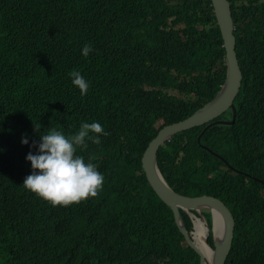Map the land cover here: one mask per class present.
<instances>
[{
  "label": "trees",
  "instance_id": "1",
  "mask_svg": "<svg viewBox=\"0 0 264 264\" xmlns=\"http://www.w3.org/2000/svg\"><path fill=\"white\" fill-rule=\"evenodd\" d=\"M227 1L243 72L235 123L208 129L200 143L206 125L173 135L157 163L174 192L216 196L231 208L226 264H264V0ZM71 70L88 82L86 95ZM225 74L210 0H0V264H201L142 158L159 130L214 99ZM82 122L108 133L76 153L104 175L103 188L53 206L23 187L33 171L26 156L51 128L70 136ZM203 215L214 247L212 211Z\"/></svg>",
  "mask_w": 264,
  "mask_h": 264
},
{
  "label": "water",
  "instance_id": "2",
  "mask_svg": "<svg viewBox=\"0 0 264 264\" xmlns=\"http://www.w3.org/2000/svg\"><path fill=\"white\" fill-rule=\"evenodd\" d=\"M210 1L216 24L221 33L222 45L225 52L226 74L224 82L211 102L197 110L188 119L164 126L158 131V135L149 143L144 152L142 166L152 189L160 200L167 205L171 212H173L178 231L183 235L187 245L198 254L200 257V263L226 264L234 240V226L236 223L231 208L227 203L216 196L203 195L199 197H190L174 192L165 181L164 175L157 163V155L160 146L173 135L206 125L203 132L198 137V142L200 143L203 134L211 127L218 125L231 126L235 123V117L237 115L235 99L242 86L243 72L239 66L235 51V36L233 34L234 23L231 17L230 4L227 0ZM227 111L232 112V120L227 121L218 119ZM204 148L213 152L206 146ZM213 153L222 159H225L216 151ZM225 161L227 162V160ZM254 179L259 180L256 177H254ZM204 209H210L213 214L212 234L214 247H211L207 243V237L211 230L206 217L203 215ZM181 210L189 213L192 218L194 214H192L191 211H197L200 215V217H197V220L204 221L207 224L208 233L205 238V243L208 246L209 251L212 253L210 257L203 253L193 235V232L189 233L187 231V226L184 222ZM220 218L224 225L222 226V232L219 234L216 233L215 227L217 219ZM194 225L195 227L193 229L195 231L197 228V222H195Z\"/></svg>",
  "mask_w": 264,
  "mask_h": 264
},
{
  "label": "clouds",
  "instance_id": "3",
  "mask_svg": "<svg viewBox=\"0 0 264 264\" xmlns=\"http://www.w3.org/2000/svg\"><path fill=\"white\" fill-rule=\"evenodd\" d=\"M92 51V46L86 44L82 55L87 57ZM68 75L72 78V84L80 90V94L86 95L89 84L81 73L71 70ZM34 126L39 131L41 125ZM99 135L106 136L108 133L98 122H82L79 130L70 136L55 127L47 134H42L38 145L33 142V146L38 147V152L33 154L30 151L26 156L33 171L25 177L23 187L53 206H69L89 197H96L103 188L105 177L93 163H86L76 153L78 148L87 147L86 139L100 144ZM21 143L27 145L29 141L22 137Z\"/></svg>",
  "mask_w": 264,
  "mask_h": 264
},
{
  "label": "bare ground",
  "instance_id": "4",
  "mask_svg": "<svg viewBox=\"0 0 264 264\" xmlns=\"http://www.w3.org/2000/svg\"><path fill=\"white\" fill-rule=\"evenodd\" d=\"M217 216V213H216ZM224 225L222 219H217L216 221V227H215V231L216 233H221L222 232V226ZM207 224L204 221H197V228L195 230L194 233V237L198 243V245L200 246L201 250L203 251V253L205 255H207L208 257L211 256V252L209 251L208 246L205 243V238L207 236L208 233V228H207Z\"/></svg>",
  "mask_w": 264,
  "mask_h": 264
},
{
  "label": "rangeland",
  "instance_id": "5",
  "mask_svg": "<svg viewBox=\"0 0 264 264\" xmlns=\"http://www.w3.org/2000/svg\"><path fill=\"white\" fill-rule=\"evenodd\" d=\"M150 88H152L151 85L147 86V89H150ZM166 90H167V92H169L171 94H175V95L180 96V97H184V98L188 97L187 94L185 93V91L180 89V88H173V87L172 88H168V87H166ZM211 128H213V127H211ZM193 218L195 220L194 221V224H195V222H197L198 220H197V217L195 215H193Z\"/></svg>",
  "mask_w": 264,
  "mask_h": 264
},
{
  "label": "built area",
  "instance_id": "6",
  "mask_svg": "<svg viewBox=\"0 0 264 264\" xmlns=\"http://www.w3.org/2000/svg\"><path fill=\"white\" fill-rule=\"evenodd\" d=\"M195 233V232H194ZM194 235V234H193Z\"/></svg>",
  "mask_w": 264,
  "mask_h": 264
}]
</instances>
